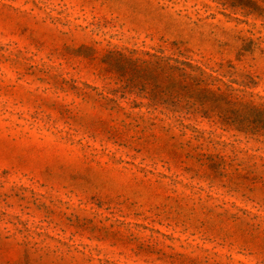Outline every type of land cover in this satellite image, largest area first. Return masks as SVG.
Masks as SVG:
<instances>
[{
  "label": "rangeland",
  "instance_id": "obj_1",
  "mask_svg": "<svg viewBox=\"0 0 264 264\" xmlns=\"http://www.w3.org/2000/svg\"><path fill=\"white\" fill-rule=\"evenodd\" d=\"M264 0H0V264H264Z\"/></svg>",
  "mask_w": 264,
  "mask_h": 264
},
{
  "label": "trees",
  "instance_id": "obj_2",
  "mask_svg": "<svg viewBox=\"0 0 264 264\" xmlns=\"http://www.w3.org/2000/svg\"><path fill=\"white\" fill-rule=\"evenodd\" d=\"M256 113H257V118H258L257 121L260 122V120H261L260 117H261L262 115H264V111H260V110L258 111V110H257Z\"/></svg>",
  "mask_w": 264,
  "mask_h": 264
}]
</instances>
